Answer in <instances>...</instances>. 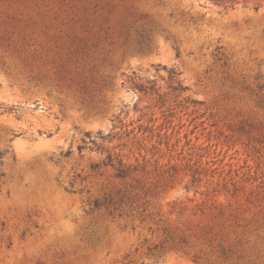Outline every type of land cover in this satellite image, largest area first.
Segmentation results:
<instances>
[{"label": "rangeland", "instance_id": "obj_1", "mask_svg": "<svg viewBox=\"0 0 264 264\" xmlns=\"http://www.w3.org/2000/svg\"><path fill=\"white\" fill-rule=\"evenodd\" d=\"M8 148L0 264H264V0H0Z\"/></svg>", "mask_w": 264, "mask_h": 264}, {"label": "trees", "instance_id": "obj_2", "mask_svg": "<svg viewBox=\"0 0 264 264\" xmlns=\"http://www.w3.org/2000/svg\"><path fill=\"white\" fill-rule=\"evenodd\" d=\"M171 74H177V73L172 71ZM186 88H187V86H184L181 81H178L177 86L174 87V89H176V90H178V89L185 90ZM152 89L154 90L155 88L152 87ZM8 151H9V148L4 150V151H0V159ZM111 162H112V157H111V155H109L108 156V163L110 164ZM130 169H131L130 167H127L126 165L122 164V162H119V166L117 168V175L120 177H124V176L129 174ZM104 202L105 201L95 200V207L96 208L101 207L104 204Z\"/></svg>", "mask_w": 264, "mask_h": 264}]
</instances>
